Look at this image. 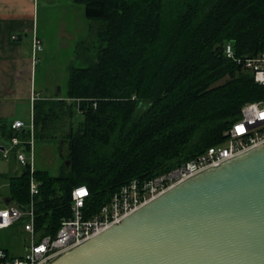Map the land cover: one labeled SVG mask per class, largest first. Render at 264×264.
I'll return each instance as SVG.
<instances>
[{"label": "trees", "instance_id": "trees-1", "mask_svg": "<svg viewBox=\"0 0 264 264\" xmlns=\"http://www.w3.org/2000/svg\"><path fill=\"white\" fill-rule=\"evenodd\" d=\"M73 1L84 5L89 35L75 44L64 93L33 102L35 150L55 143L63 160L55 175L34 169L38 236L54 235L71 214L74 186L88 188L89 217L130 179L222 142L242 104L264 97L243 63L264 49V0ZM29 177L26 165L9 178V203L28 202Z\"/></svg>", "mask_w": 264, "mask_h": 264}, {"label": "water", "instance_id": "water-1", "mask_svg": "<svg viewBox=\"0 0 264 264\" xmlns=\"http://www.w3.org/2000/svg\"><path fill=\"white\" fill-rule=\"evenodd\" d=\"M48 264H264V143L178 182Z\"/></svg>", "mask_w": 264, "mask_h": 264}, {"label": "built area", "instance_id": "built-area-1", "mask_svg": "<svg viewBox=\"0 0 264 264\" xmlns=\"http://www.w3.org/2000/svg\"><path fill=\"white\" fill-rule=\"evenodd\" d=\"M12 37L14 38L15 35L13 34ZM41 50V39L33 32L31 57L34 61ZM225 52L228 56L232 55L229 43L225 45ZM243 63L252 72L253 80L264 86V49L256 55L245 57ZM36 96L37 93L33 94L32 99ZM11 127L19 130L24 127V123L22 120L15 119ZM26 128L29 130V137L21 138L14 135L10 138V144L20 147L16 152L17 160L23 167L26 165L29 167V200L26 204L14 202L1 204L0 229L21 220L20 226L26 233L27 241L19 254H11L9 250L0 246V264H48L64 251L73 248L109 225L119 222L124 216L178 182L264 143V97L242 104L239 116L225 131L226 137L222 142L210 145L201 153L150 178L130 179L89 217H85L82 210L84 199L88 196V188L84 184L74 186L70 192L71 214L60 220L54 235L38 236L34 228L35 197L39 192L40 183L34 176L36 165L32 118Z\"/></svg>", "mask_w": 264, "mask_h": 264}, {"label": "crops", "instance_id": "crops-1", "mask_svg": "<svg viewBox=\"0 0 264 264\" xmlns=\"http://www.w3.org/2000/svg\"><path fill=\"white\" fill-rule=\"evenodd\" d=\"M87 23L84 5L73 0H0V193L23 170L16 157L20 147L10 144L9 135L16 131L11 123L22 120L23 130L31 121L34 100L60 92L55 88L61 90L60 76L67 70L61 75L57 70L61 63L67 67L76 42L89 30ZM33 32L42 42L36 61L31 57ZM7 196L2 195V204Z\"/></svg>", "mask_w": 264, "mask_h": 264}, {"label": "rangeland", "instance_id": "rangeland-1", "mask_svg": "<svg viewBox=\"0 0 264 264\" xmlns=\"http://www.w3.org/2000/svg\"><path fill=\"white\" fill-rule=\"evenodd\" d=\"M89 22L91 24V21L88 20V23L86 26H89ZM89 29V28H88ZM87 33L86 35H89ZM88 42L90 41L87 40ZM66 68V66L61 63L58 68V75H61V72L63 69ZM60 83H61V90L59 88V91L61 94L64 93L66 88V80H67V74L66 76H60ZM59 86L57 85L55 90L58 91ZM81 119L80 114H77L72 119V124H76L77 121ZM65 128L67 127V124H64ZM63 128V127H62ZM64 129V128H63ZM35 148V146H34ZM57 146L55 143H49V142H43L36 144V150H35V165L38 168L46 169L50 174H58L59 173V166L62 163V157L57 153ZM64 152V149L61 150V153ZM8 194V191L3 193H0V205L2 204L3 200L1 199L2 195ZM27 241L26 239V233L23 232H14L10 230L9 228H1L0 229V246L6 247L11 254H19L22 252L23 244Z\"/></svg>", "mask_w": 264, "mask_h": 264}]
</instances>
